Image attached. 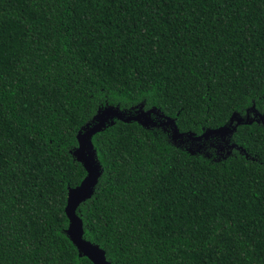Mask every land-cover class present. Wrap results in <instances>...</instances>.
Instances as JSON below:
<instances>
[{"label":"trees","instance_id":"1","mask_svg":"<svg viewBox=\"0 0 264 264\" xmlns=\"http://www.w3.org/2000/svg\"><path fill=\"white\" fill-rule=\"evenodd\" d=\"M107 105L196 135L264 114V0H0V264H94L65 207L87 174L77 134ZM213 138L96 133L84 237L111 264H264V125H238L230 154Z\"/></svg>","mask_w":264,"mask_h":264},{"label":"water","instance_id":"2","mask_svg":"<svg viewBox=\"0 0 264 264\" xmlns=\"http://www.w3.org/2000/svg\"><path fill=\"white\" fill-rule=\"evenodd\" d=\"M252 113V114H251ZM96 117H106L101 119H95ZM120 119L124 122L137 121L144 127L155 126H169L171 129V137L175 143L183 144L189 140L199 145V148L206 145L207 140L213 137H220L227 153L230 154L235 147L233 144H228V136L236 131L238 125L242 123H252L254 120L261 121L264 125V114L261 113L255 105L247 110L246 116H241L239 113H234L230 119L229 125L220 126L218 128L208 129L200 135H196L192 132H181L178 128L176 118L167 116L160 109L155 107L150 109H144L142 107L135 110H122L118 106L107 105L100 108L95 114L93 119L83 126L78 134V146L73 151L76 159L81 162L87 172L81 183L75 187L69 188L67 204L65 207L66 214L69 219V225L67 228V234L72 242L77 247L80 255L88 257L94 264H111L107 259L106 251L100 247L99 244L92 242L84 237V223L81 216L78 214V207L80 204L91 198L96 190V186L99 182L102 174V165L97 156V150L93 142V136L103 131L109 125L115 124V120ZM94 129L91 132L88 140L81 134V130L84 127ZM198 141L200 143H198ZM244 149H241L243 151ZM248 156V153H246ZM90 159L96 162L95 168L90 167ZM76 189H82L79 199H73L69 197V193Z\"/></svg>","mask_w":264,"mask_h":264},{"label":"snow or ice","instance_id":"3","mask_svg":"<svg viewBox=\"0 0 264 264\" xmlns=\"http://www.w3.org/2000/svg\"><path fill=\"white\" fill-rule=\"evenodd\" d=\"M103 118H106V117H103ZM103 118L102 117H96L95 119H101L102 120ZM92 131H94V129H89L88 126L84 127L81 130V134L85 138L86 141L88 140ZM95 166H96V162L90 159V167L95 168ZM82 191H83L82 189L73 190L69 193V197H71L73 199H79V198H81L80 194Z\"/></svg>","mask_w":264,"mask_h":264},{"label":"rangeland","instance_id":"4","mask_svg":"<svg viewBox=\"0 0 264 264\" xmlns=\"http://www.w3.org/2000/svg\"><path fill=\"white\" fill-rule=\"evenodd\" d=\"M221 142H222V140H221ZM198 143H200L199 141H198ZM207 145V144H206ZM213 145V144H212ZM216 145V146H215ZM214 149L216 150V153H217V150H218V152H219V154H218V156H222V155H220V153H222V150L224 149V144L223 143H220V142H217L216 144H214ZM203 148V147H202ZM205 148V147H204ZM201 149V148H200Z\"/></svg>","mask_w":264,"mask_h":264},{"label":"flooded vegetation","instance_id":"5","mask_svg":"<svg viewBox=\"0 0 264 264\" xmlns=\"http://www.w3.org/2000/svg\"><path fill=\"white\" fill-rule=\"evenodd\" d=\"M211 139H214V138H211ZM218 139H219L218 137H217V138L215 137L216 142H218V141H217ZM220 140H221V138H220ZM206 143H207V142H206ZM212 144H213V142L210 141V146H213V145H214V144H213V145H212ZM196 146L199 148V145H198V144H196ZM206 146H207V145L203 146V149H204V147H206ZM215 146H216V145H215ZM201 148H202V147H201ZM199 149H200V148H199ZM226 151H227V148L224 147V149L222 150V153H220V155H223ZM217 153L219 154L218 150H217Z\"/></svg>","mask_w":264,"mask_h":264}]
</instances>
